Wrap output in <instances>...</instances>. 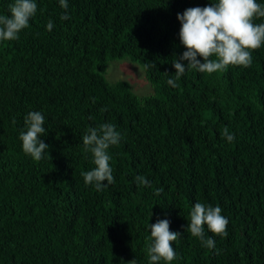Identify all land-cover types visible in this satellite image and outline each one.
Returning a JSON list of instances; mask_svg holds the SVG:
<instances>
[{"label":"trees","instance_id":"16d2710c","mask_svg":"<svg viewBox=\"0 0 264 264\" xmlns=\"http://www.w3.org/2000/svg\"><path fill=\"white\" fill-rule=\"evenodd\" d=\"M216 2L36 0L19 39L0 42V264H149L157 219L181 234L171 264H264V46L248 68L167 83L186 51L177 14ZM12 3L0 0V15ZM121 60L142 67L151 95L109 82ZM34 111L49 146L40 161L19 139ZM105 123L121 139L108 149L114 183L97 191L82 175L95 167L82 137ZM197 202L228 219L226 238L205 226L213 249L186 230Z\"/></svg>","mask_w":264,"mask_h":264},{"label":"clouds","instance_id":"9594fccd","mask_svg":"<svg viewBox=\"0 0 264 264\" xmlns=\"http://www.w3.org/2000/svg\"><path fill=\"white\" fill-rule=\"evenodd\" d=\"M59 3L61 8H68L67 0H59ZM37 8L36 0H14L9 6L10 15H0V42L18 40L21 31L29 27ZM68 18L67 15L61 17L64 20ZM261 18H264V4L257 0H217L203 8H188L182 14L178 13L177 20L181 25L179 39L186 51L174 57L172 66L175 78L169 76L167 83L174 88L178 87L177 81L189 69L214 74L226 71L230 66L250 67L252 53L264 46V23L255 22ZM52 27L50 20L47 28L51 30ZM44 123L45 118L41 112H29L25 117L26 131H21L19 136L23 152L34 161L42 160L46 150H49V146L41 139L46 133ZM222 137L229 143L234 140V135L227 128L223 130ZM120 139L121 135L113 124L105 123L87 130L82 137L83 145L85 151L91 152L95 167L82 173L85 184L94 185L97 191H101L114 183L108 149L117 145ZM47 155L50 156L49 151ZM135 179L138 185L150 186V182L143 176ZM162 191L158 189L156 195ZM221 213L219 206L197 202L190 211L186 230L192 237L199 239L204 247L213 249L215 241L205 236V226L215 236L226 238L229 222ZM149 228V264H160L161 261L163 264H171L177 259L173 242L181 234L170 231L168 219H157ZM129 264H136L135 259Z\"/></svg>","mask_w":264,"mask_h":264},{"label":"rangeland","instance_id":"374dc122","mask_svg":"<svg viewBox=\"0 0 264 264\" xmlns=\"http://www.w3.org/2000/svg\"><path fill=\"white\" fill-rule=\"evenodd\" d=\"M107 79L111 83L129 82L138 96L151 95L154 90L142 67L130 60L113 61L110 63Z\"/></svg>","mask_w":264,"mask_h":264}]
</instances>
